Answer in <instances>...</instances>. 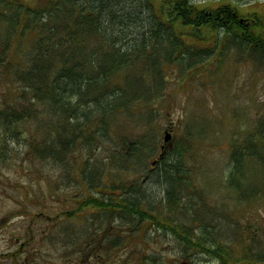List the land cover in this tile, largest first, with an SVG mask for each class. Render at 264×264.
<instances>
[{"label":"rangeland","instance_id":"rangeland-1","mask_svg":"<svg viewBox=\"0 0 264 264\" xmlns=\"http://www.w3.org/2000/svg\"><path fill=\"white\" fill-rule=\"evenodd\" d=\"M114 1L103 0L105 6L95 9L98 11L95 15L107 25L109 32L116 31V35L120 32L126 39L136 42L146 29L134 22L137 21L135 17L148 16L150 6L138 0ZM20 2L23 6L16 1L9 11L3 8V19H0V44H7L8 38L3 41L2 35L4 32L12 35L14 30L9 24L15 25V19L12 22L9 19L18 12L19 17L24 14L21 18L16 16L23 36L16 30L9 39L12 60L14 45L21 41L22 48L26 49L33 44L31 32L34 37L38 36L42 26L60 35L65 29L75 31L74 13L70 12L75 7L95 8L94 5L100 3L97 0ZM19 8L26 12L20 13ZM138 9L139 13L135 14ZM96 37L91 42L101 39V35ZM228 53L224 59H211L212 62L205 66L190 67L189 71L175 65L167 66L164 72L167 92L162 96V105L156 100L146 108L141 104L132 107L129 115L110 114L105 136L94 133L95 126L85 129L79 137L81 142L66 149L60 162L36 153L38 140L43 135L30 119L13 125L19 135L13 139L8 138L10 135L5 134L0 123V264H15V261L21 264L26 256L29 264H220L210 252L185 247L172 231L161 228L158 218H155L157 221L146 218L140 224L141 235L128 238L129 228L135 221L130 216L123 212L118 216L116 210H99L92 205L89 211L87 208L78 210L74 204L88 190L96 196L105 195L93 188L97 175L100 185L113 186L111 189L123 197L130 192L142 196V208H153L151 214L163 211L160 201L166 193L159 169L161 163L152 164V161L167 149L170 139L165 145L166 130L172 134L168 149L175 141L188 148L182 162L186 172L182 194L186 214L180 216L177 211L174 215L196 227L204 225L210 231L209 236H218L231 245L235 256L244 255L246 250L264 256V154L244 158L233 174L231 155L232 142L237 147L251 133L257 134L255 125L264 123V64L259 65L253 58L236 56L232 51ZM1 69L2 65L0 72ZM12 79L11 74H0V109L16 97L18 91ZM46 114L42 107L43 122L48 121ZM143 134L152 137L156 146L143 160L127 162L123 157L126 146L122 145V140L130 142ZM88 135L92 139L89 146L84 141ZM31 139L34 140L32 144ZM259 139L264 150V138ZM163 143L165 147L161 150ZM88 169L96 172L89 173ZM118 224L125 236L118 244L110 242L113 245L106 248L103 236L109 237L111 228H117ZM103 227L108 230L102 231ZM85 236L91 238L90 247L101 246L100 255L89 257L86 263L82 262L84 256L79 252L85 244L82 240ZM92 238L98 240L91 241ZM152 254L155 259L151 258Z\"/></svg>","mask_w":264,"mask_h":264},{"label":"trees","instance_id":"trees-1","mask_svg":"<svg viewBox=\"0 0 264 264\" xmlns=\"http://www.w3.org/2000/svg\"><path fill=\"white\" fill-rule=\"evenodd\" d=\"M16 1L19 6H23L20 0H0V19H3V8L9 11ZM97 1L100 3L94 5L95 8L75 7L70 12L74 13L72 22L76 26L75 31L65 29L60 35L51 28L46 31L42 26L39 27L42 32L38 36L34 37V32H31L33 44H29L26 49L22 48L21 41L14 45L13 60L10 58L9 39L16 30L23 36L16 18L19 12L9 19L10 22L15 19V25L9 24L14 30L12 35L8 36L7 32L2 35L3 41L8 40L7 44H0V65L3 67L0 74H11L14 89L18 92L12 102L0 109L1 127L6 135H10L8 138L13 139L19 136L13 128L16 122L30 119L36 123L41 136L48 134L45 140L43 137L38 140L35 149L42 157L62 161L65 150L78 141L81 142V133L92 126L97 127L93 131L99 137L105 136L108 129L106 125L111 120L110 114L120 112L123 116L129 115L132 107L141 104L146 108L156 100L162 105V96L167 92L164 77L167 66L175 65L189 71L190 67L205 66L212 62L211 59H224L230 51L236 56L253 58L259 65L264 64V0H138L146 2L150 10H147L149 15L146 17H135L137 21L134 22L142 24L146 29L136 42L126 39L120 32L116 35L118 32L106 29L107 25L95 15L98 13L95 9L105 5L103 0ZM22 11L25 9L21 8L20 13ZM139 11L135 10V14ZM97 35H101V39L91 42ZM42 107L48 117L45 122L40 117ZM254 131L257 134L251 133L237 147L234 142L231 143V155L234 159L232 174L237 172V166L244 158L264 154L260 139L258 140V137L264 138V123L255 125ZM89 137L90 135L84 138L87 146L92 144ZM33 141L29 140L31 144ZM171 141L172 138L168 141L164 154L155 161L161 163L159 169L165 183L166 195L160 201L163 211L151 214L153 208H142V196L130 192V195L123 197L117 190L111 189L113 186L100 185V177L98 179L96 174L93 188L97 189V193L105 195L96 196L88 190L82 199L74 201L78 210L87 208L89 211L92 205L99 210H116L118 216L123 212L135 220L129 228L128 238H138L141 235L140 224L146 218H158L157 223L162 225L161 228L172 231L185 247L210 252L220 260V264H264V256L260 252L248 253L246 250L244 255L235 256L232 246L221 241L218 236H209L210 231L204 225L196 227L185 218L174 215L177 211L180 216L186 214V205L182 200L186 172L182 162L188 148L181 147L175 141L172 144L173 150L172 147L168 149ZM122 145L126 146L123 157L127 162L143 160L153 146H156L154 139L148 134L130 142L123 139ZM88 171L96 172L92 169ZM105 218L108 221L109 216ZM119 225L111 228L109 237L103 236L106 248L113 245L110 242L118 244L122 236H125ZM84 230L87 231L86 226ZM106 230L108 229L102 228V231ZM79 233L82 234L83 231ZM90 239V236L87 239L85 236L82 239L85 244L79 248L84 256V263L91 257L100 255L101 246L90 247ZM97 240L94 238L91 241Z\"/></svg>","mask_w":264,"mask_h":264},{"label":"water","instance_id":"water-1","mask_svg":"<svg viewBox=\"0 0 264 264\" xmlns=\"http://www.w3.org/2000/svg\"><path fill=\"white\" fill-rule=\"evenodd\" d=\"M170 138H171V134H170V132L166 131V132H165V135H164V137H163V140H164L165 142H167ZM161 148H163V145L161 146ZM154 162H155V161H153L152 163H154Z\"/></svg>","mask_w":264,"mask_h":264},{"label":"flooded vegetation","instance_id":"flooded-vegetation-1","mask_svg":"<svg viewBox=\"0 0 264 264\" xmlns=\"http://www.w3.org/2000/svg\"><path fill=\"white\" fill-rule=\"evenodd\" d=\"M20 245H22V243H20ZM28 260V256H26V258L24 260H22L21 264H29L26 261ZM16 264V261H15Z\"/></svg>","mask_w":264,"mask_h":264}]
</instances>
